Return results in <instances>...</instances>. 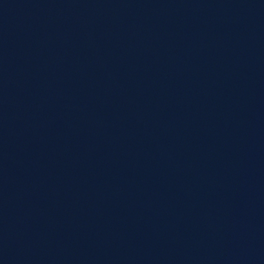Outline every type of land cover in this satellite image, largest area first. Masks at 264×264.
Wrapping results in <instances>:
<instances>
[{"label": "water", "instance_id": "1", "mask_svg": "<svg viewBox=\"0 0 264 264\" xmlns=\"http://www.w3.org/2000/svg\"><path fill=\"white\" fill-rule=\"evenodd\" d=\"M211 134L264 185V0H105Z\"/></svg>", "mask_w": 264, "mask_h": 264}]
</instances>
